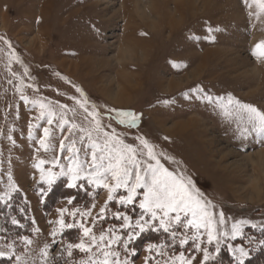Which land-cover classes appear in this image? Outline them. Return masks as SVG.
<instances>
[{
  "label": "rangeland",
  "instance_id": "rangeland-1",
  "mask_svg": "<svg viewBox=\"0 0 264 264\" xmlns=\"http://www.w3.org/2000/svg\"><path fill=\"white\" fill-rule=\"evenodd\" d=\"M256 12L259 8L245 0H0V251L14 252L11 259L0 257V264L102 259L103 244L68 254L69 244L90 242L81 223L97 237L120 236L107 250L129 264H179L181 254L192 264H220L222 257L239 264L234 250L241 247L248 253L244 263L252 259L264 246V134L251 130L249 114L235 101L264 112V58L254 55L255 45L264 40V13L257 19ZM77 100L87 101V113ZM32 101L48 105L55 115L49 117V108ZM113 109L140 119L135 126L121 124L119 119L127 118H118ZM62 114L70 122L64 131ZM95 119L101 121L100 131ZM71 123L78 127L71 129ZM80 128L91 131L97 143L109 132L137 148L141 160L155 164L138 139L143 137L161 164L194 181L215 213L219 253L204 229L184 227L191 217L183 213L181 223L171 226L176 237L153 230L158 221L139 232L136 221L150 216L139 206L146 189H138L127 205L118 199L126 189H118L110 201L107 189L88 183L85 170H91L93 149ZM73 141L78 153L70 151ZM73 168L81 171L77 187H69ZM48 173L54 174L51 185L41 180ZM101 208H106L102 216ZM62 209L68 210L63 217ZM115 212L130 217L132 227H122L125 221ZM61 218L74 227L61 228ZM233 224L240 233L234 239ZM134 230L136 238L126 249V234ZM194 235L201 237L200 249L191 239L179 243ZM150 245L159 247L150 252ZM202 249L211 253L207 262Z\"/></svg>",
  "mask_w": 264,
  "mask_h": 264
},
{
  "label": "snow or ice",
  "instance_id": "snow-or-ice-1",
  "mask_svg": "<svg viewBox=\"0 0 264 264\" xmlns=\"http://www.w3.org/2000/svg\"><path fill=\"white\" fill-rule=\"evenodd\" d=\"M245 3L251 8L253 4H255L259 8V12L253 13L257 19L260 18V13H264V0H251V3H248V0H245ZM211 32L212 29L210 28ZM9 47L11 45L9 44ZM254 55L264 58V40L258 42L255 45ZM19 59L18 57H14ZM15 75V73H13ZM78 92L82 93V89L77 88ZM21 99L27 101V96H21ZM73 99H75L73 97ZM211 100V97H208ZM233 100L232 97H229V102L231 103ZM32 103H39L41 109L49 108L48 105L41 103L39 101H32ZM77 103L81 108L87 113L88 109L85 107L87 101L77 100ZM235 103L239 106L241 110L246 111L248 115V124L251 125V130L264 134V112L259 111L256 107L241 103L240 101H235ZM62 108H67V105H61ZM116 112L118 118L124 117L125 119H119L121 124L128 123L131 126H135L136 122L140 119V117L131 111H120V110H111ZM41 117L45 115L44 111H41ZM47 115L52 117L55 113L49 108ZM89 115L94 118L99 115L97 112H91ZM47 123L51 125L53 120L48 119ZM70 122L64 118L63 114L61 115V120L59 123V128L61 131H64V126L68 125ZM95 130H101V121L99 119H95ZM71 129H75L78 126L74 123L70 125ZM81 132H87L89 144L88 146L93 149L91 152V170H85L88 183L95 185L96 187H103L107 189L110 193L108 196V200L116 199L114 194L118 189L124 188L127 191V195L120 196L119 202L121 204L131 205L136 200L138 193V189H146L143 193V200L140 202V208L144 209L145 212L150 213L149 219L145 220L142 216L140 220L136 221V229L139 232H145L152 228L154 222L158 221L159 227L153 230L159 231L163 229L165 232H170L172 237L177 236V232L171 231V226L173 221L176 224L181 223V213L184 214L185 217L190 215V219H187L186 223H184L185 228H194L197 233L200 232L201 229H204L207 233V242L212 244L213 241H216V252L219 253V235L217 231V227L215 222L213 221L214 212L209 210V203L202 200L199 189L195 188L194 181L190 178L185 181L182 173H175L170 171L167 167L161 164L160 159L157 157V154L153 150V146L148 142V140L143 137H139L141 145L147 150L146 155L149 160L155 161V164L148 162V160H141L138 156L137 148L133 147L130 144L124 143L123 140L119 139L117 136L112 135L109 132H104L103 135L105 137L103 143H97L95 139L92 138V132L88 131L84 128L79 129ZM249 131L248 128L244 129V132L247 133ZM44 137L47 138L50 135L49 128L45 127L43 129ZM83 137H81V141H83ZM14 142V141H13ZM40 144L42 147L47 150L48 145L45 144V139L40 140ZM76 142H72V147L70 151L74 153H78L80 149L75 147ZM66 146L61 143L60 148L63 150ZM99 153V154H98ZM162 155V154H161ZM44 161H40V164H43ZM144 165L143 170L141 169V165ZM39 167V165H37ZM71 174L72 183L69 184V187H77L76 181L81 178V171L79 168H73L69 170ZM69 173H61V175L69 174ZM54 174L48 173L47 175L42 174L41 180H47L49 185L53 182ZM109 179L114 181L112 184L109 182ZM2 199V197H0ZM71 203V200L69 201ZM61 217H63L64 212H67V209H62ZM106 212V208H101L100 215L102 216ZM159 213V215H158ZM175 214V215H172ZM70 216L75 217L77 215L76 212H69ZM84 215H91L90 212H85ZM113 215L117 219H123L125 221L122 227L131 228V218L121 212H115ZM220 223H224V214L220 212L219 214ZM143 221V223H141ZM13 223H18V221L13 220ZM61 228L63 227H74L73 224L65 225V221L61 218L58 221ZM245 223V222H241ZM83 229V233L86 237H89L90 242L84 243L83 241L77 244H69L68 245V254L71 255V249H79L83 252H91L93 245L97 248H101V244H103V248L100 251V255L102 259H96L94 261L84 262L81 264H129V262L125 259L121 261L119 257V253L115 251H108L107 249L111 248L113 244L120 242L122 238L120 236H116L115 239H112L110 236L106 237L105 234L101 233L99 237L93 234L92 229L85 226L83 223L79 225ZM233 234L232 238L234 239L236 235L239 233L238 225H232ZM111 229H109V233H111ZM136 231L134 230L131 233L126 234V240H124V247L127 249L128 244L136 238ZM227 232L224 233V236H228ZM189 239H191L195 243V247L200 249L201 237L199 235H194L192 237H184L180 239L179 243L181 245H185L189 243ZM25 242L30 244L31 241L25 238ZM11 247V245H9ZM159 247L158 245H150L149 251H153L155 248ZM204 252L203 260L207 262L211 256V253L207 251V249H202ZM239 255L236 256L239 264H244V258L248 256V253L241 247L238 250ZM47 253H45L46 255ZM8 255V258L11 259L14 255V252L9 255L5 252L0 251V257H4ZM163 255V253H161ZM111 257V259H109ZM17 261L20 260L19 256L15 257ZM179 260V264H192L191 259H187L180 255L177 258ZM165 264H169V261H165ZM171 264H175V260L171 261Z\"/></svg>",
  "mask_w": 264,
  "mask_h": 264
},
{
  "label": "trees",
  "instance_id": "trees-1",
  "mask_svg": "<svg viewBox=\"0 0 264 264\" xmlns=\"http://www.w3.org/2000/svg\"><path fill=\"white\" fill-rule=\"evenodd\" d=\"M264 246L259 249L257 254L250 260H246L244 264H264ZM220 264H234L229 257H222V260H219Z\"/></svg>",
  "mask_w": 264,
  "mask_h": 264
},
{
  "label": "bare ground",
  "instance_id": "bare-ground-1",
  "mask_svg": "<svg viewBox=\"0 0 264 264\" xmlns=\"http://www.w3.org/2000/svg\"><path fill=\"white\" fill-rule=\"evenodd\" d=\"M128 40V39H127Z\"/></svg>",
  "mask_w": 264,
  "mask_h": 264
}]
</instances>
